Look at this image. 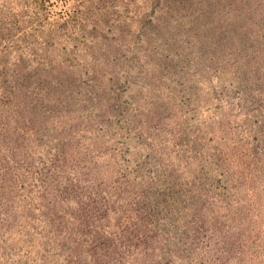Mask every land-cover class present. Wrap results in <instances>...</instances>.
<instances>
[{
  "label": "rangeland",
  "instance_id": "374dc122",
  "mask_svg": "<svg viewBox=\"0 0 264 264\" xmlns=\"http://www.w3.org/2000/svg\"><path fill=\"white\" fill-rule=\"evenodd\" d=\"M153 4L0 0V264H264V0Z\"/></svg>",
  "mask_w": 264,
  "mask_h": 264
},
{
  "label": "trees",
  "instance_id": "16d2710c",
  "mask_svg": "<svg viewBox=\"0 0 264 264\" xmlns=\"http://www.w3.org/2000/svg\"><path fill=\"white\" fill-rule=\"evenodd\" d=\"M162 1L163 0H154V4H153L154 6L153 7L157 8L158 6H160L162 4ZM144 25L146 28L149 26V29L155 30L151 21H148V23H145Z\"/></svg>",
  "mask_w": 264,
  "mask_h": 264
}]
</instances>
